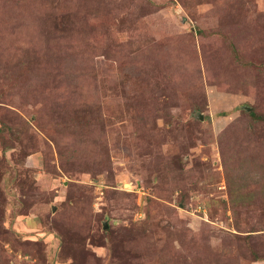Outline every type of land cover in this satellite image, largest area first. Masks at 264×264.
<instances>
[{
	"label": "rangeland",
	"instance_id": "obj_1",
	"mask_svg": "<svg viewBox=\"0 0 264 264\" xmlns=\"http://www.w3.org/2000/svg\"><path fill=\"white\" fill-rule=\"evenodd\" d=\"M0 264H264V0H0Z\"/></svg>",
	"mask_w": 264,
	"mask_h": 264
},
{
	"label": "trees",
	"instance_id": "obj_2",
	"mask_svg": "<svg viewBox=\"0 0 264 264\" xmlns=\"http://www.w3.org/2000/svg\"><path fill=\"white\" fill-rule=\"evenodd\" d=\"M81 61V60H80ZM83 68L85 69L86 67L85 66H83ZM72 71H73V73H75V71H74V65L72 66ZM72 73V74H73Z\"/></svg>",
	"mask_w": 264,
	"mask_h": 264
},
{
	"label": "bare ground",
	"instance_id": "obj_3",
	"mask_svg": "<svg viewBox=\"0 0 264 264\" xmlns=\"http://www.w3.org/2000/svg\"><path fill=\"white\" fill-rule=\"evenodd\" d=\"M128 186H130V184H128Z\"/></svg>",
	"mask_w": 264,
	"mask_h": 264
}]
</instances>
